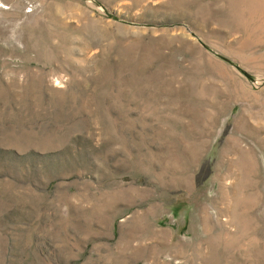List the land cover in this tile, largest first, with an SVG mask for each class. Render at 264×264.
<instances>
[{
	"label": "rangeland",
	"instance_id": "374dc122",
	"mask_svg": "<svg viewBox=\"0 0 264 264\" xmlns=\"http://www.w3.org/2000/svg\"><path fill=\"white\" fill-rule=\"evenodd\" d=\"M0 264H264V0H0Z\"/></svg>",
	"mask_w": 264,
	"mask_h": 264
},
{
	"label": "bare ground",
	"instance_id": "6f19581e",
	"mask_svg": "<svg viewBox=\"0 0 264 264\" xmlns=\"http://www.w3.org/2000/svg\"><path fill=\"white\" fill-rule=\"evenodd\" d=\"M222 192V191H221Z\"/></svg>",
	"mask_w": 264,
	"mask_h": 264
}]
</instances>
